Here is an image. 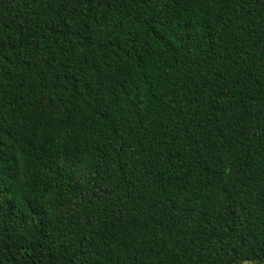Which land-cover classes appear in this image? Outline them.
Returning <instances> with one entry per match:
<instances>
[{"label":"trees","instance_id":"obj_1","mask_svg":"<svg viewBox=\"0 0 264 264\" xmlns=\"http://www.w3.org/2000/svg\"><path fill=\"white\" fill-rule=\"evenodd\" d=\"M264 264V0H0V264Z\"/></svg>","mask_w":264,"mask_h":264},{"label":"rangeland","instance_id":"obj_2","mask_svg":"<svg viewBox=\"0 0 264 264\" xmlns=\"http://www.w3.org/2000/svg\"><path fill=\"white\" fill-rule=\"evenodd\" d=\"M244 264H256V263H248V262H247V263H244Z\"/></svg>","mask_w":264,"mask_h":264}]
</instances>
